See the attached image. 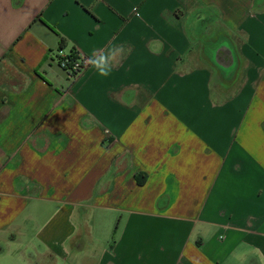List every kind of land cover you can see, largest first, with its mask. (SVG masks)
Masks as SVG:
<instances>
[{"label": "crops", "instance_id": "0c3cea01", "mask_svg": "<svg viewBox=\"0 0 264 264\" xmlns=\"http://www.w3.org/2000/svg\"><path fill=\"white\" fill-rule=\"evenodd\" d=\"M0 264H264V0H0Z\"/></svg>", "mask_w": 264, "mask_h": 264}, {"label": "built area", "instance_id": "2783aa9c", "mask_svg": "<svg viewBox=\"0 0 264 264\" xmlns=\"http://www.w3.org/2000/svg\"><path fill=\"white\" fill-rule=\"evenodd\" d=\"M57 62L59 67L76 81L91 67L93 59L78 50L69 53L60 50L57 53Z\"/></svg>", "mask_w": 264, "mask_h": 264}, {"label": "clouds", "instance_id": "9594fccd", "mask_svg": "<svg viewBox=\"0 0 264 264\" xmlns=\"http://www.w3.org/2000/svg\"><path fill=\"white\" fill-rule=\"evenodd\" d=\"M112 54L102 55L93 60V66L97 68L101 75L107 76L111 71Z\"/></svg>", "mask_w": 264, "mask_h": 264}, {"label": "trees", "instance_id": "16d2710c", "mask_svg": "<svg viewBox=\"0 0 264 264\" xmlns=\"http://www.w3.org/2000/svg\"><path fill=\"white\" fill-rule=\"evenodd\" d=\"M75 50V49H74ZM74 50H72L71 52H73Z\"/></svg>", "mask_w": 264, "mask_h": 264}, {"label": "rangeland", "instance_id": "374dc122", "mask_svg": "<svg viewBox=\"0 0 264 264\" xmlns=\"http://www.w3.org/2000/svg\"><path fill=\"white\" fill-rule=\"evenodd\" d=\"M65 53V52H64Z\"/></svg>", "mask_w": 264, "mask_h": 264}]
</instances>
